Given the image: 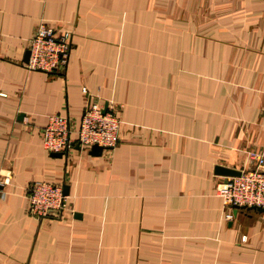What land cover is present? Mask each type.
<instances>
[{"label":"crops","instance_id":"obj_1","mask_svg":"<svg viewBox=\"0 0 264 264\" xmlns=\"http://www.w3.org/2000/svg\"><path fill=\"white\" fill-rule=\"evenodd\" d=\"M40 19L71 30L62 71L23 66ZM81 88L117 110L98 156ZM0 94V264H264V212L223 204L213 172L264 155V0H0ZM39 180L66 187L60 216L27 213Z\"/></svg>","mask_w":264,"mask_h":264},{"label":"built area","instance_id":"obj_2","mask_svg":"<svg viewBox=\"0 0 264 264\" xmlns=\"http://www.w3.org/2000/svg\"><path fill=\"white\" fill-rule=\"evenodd\" d=\"M70 36L71 30L66 26L52 25L40 19L28 39V56L23 66L28 70L49 73L62 71L67 62ZM81 92L84 104L75 129L76 143L84 150H89L92 145L101 147V150L111 149L118 141L119 118L115 105L92 100L84 88H81ZM71 123L67 115H49L40 130L43 148L60 154L71 149L75 142L70 137ZM247 156L252 162L251 167L240 170L238 176H227L214 185L216 195L227 207L264 208V155L262 152H249ZM63 207L64 195L59 184L39 180L28 188L26 211L30 216L36 219L60 216ZM231 216L229 212L224 215L226 219Z\"/></svg>","mask_w":264,"mask_h":264},{"label":"water","instance_id":"obj_3","mask_svg":"<svg viewBox=\"0 0 264 264\" xmlns=\"http://www.w3.org/2000/svg\"><path fill=\"white\" fill-rule=\"evenodd\" d=\"M27 56H28V51L26 50L23 54V60L22 62H26L27 60ZM77 146V145H76ZM101 152V147L96 146V145H92L89 150L87 151V153L91 156H98ZM53 156H57L59 157L61 154L56 152V153H52ZM214 174L216 175H222V176H238L239 175V171L232 169V168H226V167H221V166H214ZM62 194L65 195L66 194V187L62 186ZM237 207V206H235ZM239 207H245V206H239ZM247 208H250L252 210L258 211V212H264V208L261 207H257V206H249ZM51 213V212H50Z\"/></svg>","mask_w":264,"mask_h":264}]
</instances>
